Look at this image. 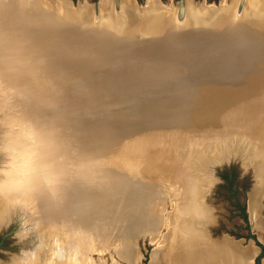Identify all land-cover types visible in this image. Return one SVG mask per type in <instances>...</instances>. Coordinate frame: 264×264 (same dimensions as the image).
I'll use <instances>...</instances> for the list:
<instances>
[{"label": "water", "instance_id": "water-1", "mask_svg": "<svg viewBox=\"0 0 264 264\" xmlns=\"http://www.w3.org/2000/svg\"><path fill=\"white\" fill-rule=\"evenodd\" d=\"M192 1L197 10L187 20L185 0H177L173 14H146L138 6L126 16L120 0H113L112 13L102 18L94 0L86 20L78 8L59 10L48 3L38 5L29 22L14 15L5 22L12 36L32 23L42 29L37 40H44L33 60L17 66L21 88L30 89L19 108L31 117L40 113L41 123L48 113L55 115L68 133L71 157H99L109 172L138 169L142 178L159 183L163 174L180 171V177L199 181L203 201L219 180L216 170L238 158L240 174L250 170V189L264 164V84L246 87L229 78L240 72L242 55L264 60V1L249 15L246 0H237L233 11ZM46 12L51 17L44 18ZM15 42L5 46L17 52ZM180 77L182 91L173 99L154 96L158 84ZM53 102L55 113L48 108ZM82 192L97 198L91 188ZM224 235L235 238H218Z\"/></svg>", "mask_w": 264, "mask_h": 264}, {"label": "bare ground", "instance_id": "bare-ground-1", "mask_svg": "<svg viewBox=\"0 0 264 264\" xmlns=\"http://www.w3.org/2000/svg\"><path fill=\"white\" fill-rule=\"evenodd\" d=\"M259 2L260 0L253 2H249L248 0H246L243 6L244 13L247 14L254 12V7L256 8L257 3ZM46 3L50 4L51 6H54L59 10H65L71 7L69 3L64 0H0V34L3 35L5 45L7 43H14L15 41L16 45L18 44V42L22 43L18 46L15 45V49L18 50L17 52L15 51V54L17 55V58L20 59V61H31L34 59V55H36L38 51L40 42L44 41L43 39L37 40L38 34L42 29L39 28L37 25L30 23L27 28H23L22 30L19 27L15 28L12 36V33L7 31V28L5 27V22L9 20L13 21L14 15H18L21 20L29 22L30 17H32L30 15L36 12V9L40 5ZM185 3L187 20L189 14H193L197 9L196 3H193L192 0H185ZM212 6L213 5L208 4L207 7L211 8ZM137 7L138 6L135 5V3L131 6L123 7V5H121L120 0L121 11L125 13L126 16L133 15V13L135 15L137 12L135 11V9ZM141 7L144 13L147 11L146 14L156 12L144 5ZM219 7L226 8V6ZM78 9L80 10L81 14L80 19L86 20L87 18H91V12L87 9L86 5L79 7ZM109 13H112V10L109 11ZM173 13L174 12H172V14ZM99 14L100 16H102V18H104L107 14L102 13L100 5ZM43 15L44 18H48V16H50L51 14L46 12V14ZM32 18L36 17L33 16ZM259 50L260 49L254 50V53ZM245 55L246 54L242 55V58L239 61L242 64V68L239 70L240 72H237V74L230 77L229 80L231 79L230 81L235 83V85H237L238 82L243 85L245 84L246 87H249L251 84L259 86L264 84V60L255 61L259 58L255 59L251 56L248 57V55ZM39 60L41 59H36V61ZM48 61L49 60L46 59V63H48ZM187 81L192 80L188 78ZM165 82L166 83L164 84H158L159 87L157 89L151 90L152 92H155L154 96H158L162 93H165L169 94L168 97L170 99H173L176 93H180V91H182L180 89V86H183V84L181 83H183L184 81H182L181 77L180 81L176 83L175 81ZM184 86L186 88L190 87V85L188 84H185ZM154 96L151 95L152 99L158 100ZM177 105H180L179 102L177 103ZM52 116L53 114L48 113L47 121ZM32 118L38 123H41L40 113L37 115L32 114ZM60 126L63 129L64 136L67 138L68 133L65 129V126L61 123ZM67 141H69L68 138ZM67 151L69 156H71L72 153H70L69 142L67 145ZM88 160L89 157L82 159V161H80L79 167L77 168L78 171H74L73 175H71L69 172L68 179L66 181V186L63 189V195L59 203H46L42 201L36 207L37 218L39 219L40 223L39 231L37 232L38 237L34 247H32V237L35 231L31 232L30 235L26 236L21 241L22 246L25 244L24 249H36L37 247H41L42 244L51 242L52 240H56L57 242L62 241L64 243H70L68 238L74 237L76 239L78 236V231L87 232L85 233L87 234L86 237L80 235L83 240H85L87 243V239L90 238L88 236V231L91 230L93 226L97 225L96 220L99 214L101 213V209H105V211H110L112 215L116 214V211H114L116 209L118 212H123L126 208L132 206L131 203L134 200L139 199L137 197L138 193L144 194V192H146L148 189H156L161 185H164L173 193V201L176 206V211L179 215L180 225L193 222V210L208 209V207L203 204L204 202L202 201L200 192L201 190H199L198 186H196L199 181H196L195 176L180 177V171H177V173L171 175V177L168 174H163L161 180L164 182L158 183L142 178L143 176L140 175L138 169L130 171L129 169L124 167V169H122V173H118L116 171L109 172L108 170L103 169V167H100L98 161H93L92 158H90V161ZM129 163H133V167L135 168V162ZM174 176H176V179ZM130 179L135 180L137 183L130 182ZM84 188L85 191H89V188H91L92 194L97 195V198L91 196L85 198L84 193L82 192V189ZM254 188H259L260 193L264 192V164L259 167V172L256 174L255 181L253 182L251 188L247 193L248 197L252 193ZM164 190L165 188H162L161 192ZM148 194L149 192H147V195ZM148 198L149 201H151L152 203L154 194L153 196L148 195ZM162 205L163 203H159V201L154 205V212L152 216L145 222L141 223V230H139L138 233V236H148L149 240L155 239L154 244L157 246H155L151 253L153 263L158 260H161L165 264H172L175 258L177 257L181 258V264H226V260H229V258L231 257L233 258L232 262H237L239 264H251V262L253 261L252 259L256 248L254 246L248 245L242 247V245L239 244V240L232 239L229 236L226 237L230 240H225L224 246L220 247L217 250V245L215 244V242H219L225 237V235L220 238L210 237L209 234L206 232L205 223L197 228L198 230H196V235L193 239L189 241H183L180 238L176 239V241H178V244L176 246L179 248L180 252H177L176 255L175 251L171 253V250H173L175 245L173 243H170V241H175V238H173V236L176 235V232H174L173 234L170 233V235L165 238L166 233H161L160 228L164 225L165 228L170 226V231L172 232V226L173 223L175 224V220L171 216L168 218L167 215L164 214V218L161 216V214L163 213ZM149 211H151V209L148 206L146 208V213L144 214H149ZM247 211L250 215L249 217L251 219L250 222L252 229L258 234L259 239L263 241L264 218L259 212V200L257 199L256 193L254 192L249 197V202L247 200ZM212 220L213 217L210 215L209 221ZM209 221H206V223ZM31 222L32 221L29 218L30 225L32 224ZM147 222L149 226H147ZM150 223H152L151 226ZM153 225H156V227ZM203 239H205L206 242L202 241ZM78 242V239H76L73 243ZM86 243H84V245L80 247V258L77 264H82V258H85L87 256L85 255L86 250L89 249L102 252L107 246L109 247V245L106 246L102 242H99V240L95 244L96 249L92 248L91 245L88 246V243ZM114 244L115 245H113L112 247L114 248V251L119 257L124 258L129 264L136 263L137 259L139 258V254L136 249L137 246L133 245L134 243L132 242V239L115 238ZM186 244H190V246L185 249ZM233 247H235V250L233 249ZM156 249L159 250L155 252ZM219 252H221V259L217 258ZM236 252H238V255H236ZM263 258L264 255L262 257V264H264ZM47 259V254L43 253L41 257L42 264H47ZM7 264H13V259L10 263Z\"/></svg>", "mask_w": 264, "mask_h": 264}, {"label": "clouds", "instance_id": "clouds-1", "mask_svg": "<svg viewBox=\"0 0 264 264\" xmlns=\"http://www.w3.org/2000/svg\"><path fill=\"white\" fill-rule=\"evenodd\" d=\"M21 63L0 34V225L18 223L22 241L39 231L37 224H29L33 209L42 201L60 202L69 172L80 161L69 156L67 138L55 115L38 123L19 108L18 101L30 91L27 86L21 88L16 76ZM48 108L55 113L57 105L53 102ZM210 215L208 209L193 210V222L177 227L179 238L193 239ZM77 239L79 243L52 240L36 249L21 248L13 264H42L43 253L47 264H77L84 245L81 236Z\"/></svg>", "mask_w": 264, "mask_h": 264}, {"label": "rangeland", "instance_id": "rangeland-1", "mask_svg": "<svg viewBox=\"0 0 264 264\" xmlns=\"http://www.w3.org/2000/svg\"><path fill=\"white\" fill-rule=\"evenodd\" d=\"M64 1L69 3V5L72 8L82 7L78 5V0H64ZM205 1L208 4L213 5L212 6L213 8H215V6H218V7L226 6V8H230L232 11L236 4L235 3L236 0H205ZM248 1L253 2V1H258V0H248ZM260 1L263 2L264 0H260ZM93 2L94 0H84V3H83V6L86 5L87 9L91 12V14L93 10ZM134 3L137 6H143V5L147 6L149 9L154 10L156 12L166 11L168 13L170 11L174 12L177 0H121V5H123V7L131 6ZM98 5H100L102 13H108L109 11L113 10V0H98ZM97 160L99 161L100 158L97 157ZM228 160H231L228 162V164L230 163L233 164L235 169L237 168L240 171L239 169L240 160L238 158L236 159L231 158ZM223 166L224 165H222L216 170L215 174L217 176H218L219 169L220 168L222 169ZM242 175L244 176L242 180L237 181L238 182L237 189H236L237 192L235 196L230 194V191L228 190V188L224 186V182H222L221 179H219V180L213 181V185H211L209 192L205 195V198H204L205 200L203 199V202L205 201L203 204H205L208 207V209L211 210V216L213 217L212 223L207 222V225H206L209 229V232L213 236L219 237L224 233H228L231 236L236 237L235 233H238V234L247 233L248 229H246L245 223H244L245 221L243 220L241 214H239L240 212H238V207L235 201L237 200L240 204H245V203L247 204V200L249 202V197L253 194V192L256 193V197L259 200V207H260L259 212L264 218V196H261L264 192L260 193L259 188H254V190L248 197L247 192H248V189L252 181L249 168L246 169V171ZM161 187L165 188V190L162 192H161L162 190ZM147 192H149L148 194L149 196H153L154 194L152 203L151 201H149ZM137 197L139 199L134 200L131 203L132 206L126 208L123 212H118L117 209L115 208L116 209L114 210L116 211L115 215L114 214L112 215L111 212L108 210L105 211V209L103 210L101 209V213L99 214L96 220L97 225L93 226L92 229L88 231V236L90 237L89 239H87L88 244L86 243L85 240L83 241L88 246L91 245V247L95 249H96L95 244L98 242V240L99 242H102L106 246L109 245V247L107 246L102 252L97 251V250H91L90 253H88V255L85 258H82V261H83L82 264H92V263L94 264H112V263L113 264H129L124 258L119 257L114 251V248L112 246L115 245L114 244L115 238L132 239V242L134 243L133 245L137 246L136 249L139 254V258L137 259L135 264H162L161 260H158L155 263H153V259L151 256L152 250L155 248V246H157L154 244L155 239L149 240L148 236H138L139 230H141V226H142L141 223L145 222L152 216L154 212V205L158 201L159 203L161 202L163 203L162 205L163 213L161 214V216L163 217L164 215H167V218L171 216L175 220L174 221L175 224L173 223V226H172L173 227L172 232L170 231L171 227L169 226L165 228V225L161 226L160 232L166 233L165 238H167L170 235V233L173 234L174 232H176V235L173 236V238H175V241L174 240L170 241V243H173L175 245L173 250H171V253L175 251V255H176L177 252H180L179 248L176 246L178 244V241H176V239L179 238L178 233H177V227L180 225V219H179L178 212L176 211L175 203L173 201L172 191L170 189H167L164 185H161L157 187L156 189H153V188L151 190L148 189L146 192H144V194L138 193ZM148 206L151 209V211H149L150 212L149 214H144L146 213V208ZM246 216L248 217L247 212H246ZM30 219L32 221L31 223H35L38 226L40 225L39 219L37 218L36 208L33 209V215L30 217ZM151 225L152 223H150V226ZM147 226H149L148 222H147ZM153 226L156 227V225H153ZM250 228H251L250 229L251 231L249 232L252 234V236H248L246 238L242 236L244 238V241L246 242L247 240L249 244L242 245V247L246 245L248 246L254 245V247L256 248L255 254H257L258 246L255 243V239L256 238L259 239V236L256 232H254L251 226ZM18 232H19V225L16 222L6 223L0 226V264L10 263L11 260L14 259L15 256H18V254L20 253L21 247L22 248L25 247V244L22 246V242L19 239V236L17 235ZM33 234H34L32 237L33 243L31 244L32 247H34L35 242L38 237L37 232H34ZM225 240H230V239L227 238L225 235V237L221 239L219 242H215V244L217 245L216 247L217 250L220 247L224 246ZM202 241H205V239H203ZM189 246L190 244H186L185 249L188 248ZM234 248L235 247H233V249ZM158 250L159 249H156L155 252H157ZM236 255H238V252H236ZM220 257H221V252L218 253L217 258L221 259ZM230 259H231V262H230ZM232 260H233L232 257L229 258V260L227 259L226 264H239L237 262L236 263L232 262ZM252 260L253 261L251 262V264H256L254 262V257ZM263 261H264V258H263ZM258 263L261 264L260 257H259ZM172 264H181V258L179 257L175 258Z\"/></svg>", "mask_w": 264, "mask_h": 264}, {"label": "flooded vegetation", "instance_id": "flooded-vegetation-1", "mask_svg": "<svg viewBox=\"0 0 264 264\" xmlns=\"http://www.w3.org/2000/svg\"><path fill=\"white\" fill-rule=\"evenodd\" d=\"M229 165H233V164L230 163V164H227V165H224V166H229ZM224 166H223V167H224ZM221 170H222V169L220 168L219 171H218V176H219V179H221V181L224 182V180H223L222 177L220 176V172H221ZM235 171H236V173H235V177H234V178H235L237 181L242 180V178H243L244 176H243L242 174H240V171H239L237 168L235 169ZM233 186L235 187V189H237V185H236V184H233L232 187H228V188H229L228 190L230 191L231 188H233ZM236 192H237V190L234 192L233 196H235ZM233 202H234V201H233ZM235 202H236L237 207H238V212H240L239 214H241L243 220L245 221V222H244V223H245V227H246V229H248L247 233H245V234H238V233H235V236H236V237H242V236H244L245 238L248 237V236H252V234L249 232V231H251V230H250V229H251V228H250L251 225H249V222L251 221V219H250V217H249V212L246 210V203H245V204H240L237 200H236ZM246 212H247V214H248V217L246 216ZM243 213L245 214V217L243 216ZM251 227H252V226H251ZM226 234H227V233H226ZM229 235H230V234H229ZM255 235H256V234H255ZM236 237H235V238H236ZM255 243L257 244L258 247L260 246L258 253L254 255V262L256 263V257H257V255H259V257H261V255H262V253H263L264 243L259 242L257 238L255 239ZM261 246H263V247L261 248ZM259 257H258V260H259Z\"/></svg>", "mask_w": 264, "mask_h": 264}, {"label": "trees", "instance_id": "trees-1", "mask_svg": "<svg viewBox=\"0 0 264 264\" xmlns=\"http://www.w3.org/2000/svg\"><path fill=\"white\" fill-rule=\"evenodd\" d=\"M235 167L234 165H229V166H224L220 172V176L222 177V179L224 180V186L228 187H232L233 184H238L237 180L234 178L235 177ZM229 189V188H228ZM236 191L235 187L233 186V188H231L230 190V194L233 195L234 192ZM243 216L245 217V214L243 213ZM263 246H261L262 248ZM258 257L259 255H257L256 257V264L258 263Z\"/></svg>", "mask_w": 264, "mask_h": 264}, {"label": "crops", "instance_id": "crops-1", "mask_svg": "<svg viewBox=\"0 0 264 264\" xmlns=\"http://www.w3.org/2000/svg\"><path fill=\"white\" fill-rule=\"evenodd\" d=\"M228 236V235H227ZM211 237H213V238H218V236H211ZM257 237V236H256ZM233 239H235V240H239V244L240 245H245V244H249V242L246 240V242L244 241V238L243 237H236V238H233ZM258 239V238H257ZM258 241L259 242H261V243H264V240L262 241V240H260V239H258ZM254 246V245H253ZM257 251H259V248H258V250ZM254 255H255V253H254ZM254 255H253V257H254ZM263 255H264V248H263V253H262V255H261V257H260V263L262 264V257H263ZM162 262V261H161ZM162 264H164L163 262H162Z\"/></svg>", "mask_w": 264, "mask_h": 264}]
</instances>
